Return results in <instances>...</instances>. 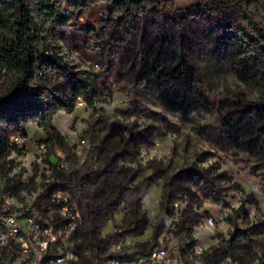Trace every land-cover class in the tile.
<instances>
[{
  "label": "rangeland",
  "instance_id": "rangeland-1",
  "mask_svg": "<svg viewBox=\"0 0 264 264\" xmlns=\"http://www.w3.org/2000/svg\"><path fill=\"white\" fill-rule=\"evenodd\" d=\"M39 1L29 4L43 38L40 50L92 89L84 107L58 110L69 83L47 69L31 83L30 95L15 93L17 109L0 129L10 145L15 131L29 141L0 161V193L20 183L48 216L55 198L77 200L86 228L90 183L102 188L113 173L122 196L100 229L104 259L128 236L138 250L189 243V264H264V43L253 31H264V0H157L136 21L121 24L109 1L98 0L69 10L67 26L41 17ZM155 41L162 44L159 59L192 70L194 96L207 104L201 116L166 109L136 78ZM14 79L0 70V98ZM45 120L61 140L48 135ZM233 122L232 142L225 127ZM60 158L67 159V171L58 168ZM131 195H143L141 232Z\"/></svg>",
  "mask_w": 264,
  "mask_h": 264
},
{
  "label": "trees",
  "instance_id": "trees-1",
  "mask_svg": "<svg viewBox=\"0 0 264 264\" xmlns=\"http://www.w3.org/2000/svg\"><path fill=\"white\" fill-rule=\"evenodd\" d=\"M82 1L58 0V3L63 2L76 8L77 11H83L86 7L81 4ZM92 1L96 2V0ZM108 1L111 16L117 15L119 18L117 22L121 24L127 21H136L138 16L149 10L157 0ZM239 1L257 4L260 0ZM38 9L41 17H45L46 20L55 18L58 25L67 26L68 20L60 15L56 4H51L49 0H40ZM253 31L256 37L264 43V31L257 28ZM42 39L37 20L25 0H2L0 4V70H4L15 78L12 91L4 98H0V122L2 123L9 124L11 118L8 116V111L17 109L15 93L25 90L30 95V85L36 78L37 69L53 70L57 74L64 75L68 80L69 89L66 95L57 99L58 110L71 111L78 96L86 98L91 92L92 87L86 80L70 73L52 58L45 57L39 66L36 65V57L39 54ZM161 45L159 41L154 42L157 49L144 63H141L136 78L143 80L146 87L158 94L161 104L166 109L179 111L185 118L201 116L207 110V104L202 98L194 96L195 79L192 70L178 61L169 65L159 59ZM228 45L236 51L235 42L231 41ZM45 126L48 135L52 132L56 140H61L59 134L50 128L48 120H45ZM235 126L236 123L233 122L228 123L225 127L228 138L232 142L237 137ZM247 142L250 140H244V143ZM15 150L17 147L6 141L4 130L0 129V161ZM83 183L81 180L80 184ZM90 184L93 187L91 195L94 202L87 204L90 207V213L86 216V236L78 248L80 264L91 263L88 253H91V259L95 260L97 264L104 260L102 255L107 246L100 238V229L105 223L107 213L110 212L112 205L122 196L118 178L113 173L103 183L102 188H96L93 182ZM23 189L25 188L20 183L12 186L8 184L2 194L16 195ZM142 199L143 195H131L128 203L133 208V221L136 228L143 229L146 220L145 215L140 211ZM164 201L163 199L162 204Z\"/></svg>",
  "mask_w": 264,
  "mask_h": 264
},
{
  "label": "built area",
  "instance_id": "built-area-1",
  "mask_svg": "<svg viewBox=\"0 0 264 264\" xmlns=\"http://www.w3.org/2000/svg\"><path fill=\"white\" fill-rule=\"evenodd\" d=\"M25 1L30 8L29 0ZM49 1L58 7V0ZM96 2L83 0L81 4L87 7ZM72 9L77 11L66 4L58 10L65 17ZM45 57L51 58L47 50H40L36 65L39 66ZM45 71L43 68L37 69L36 77ZM85 105L84 96H78L74 101L75 108ZM9 141L15 146H24L29 138L15 131ZM37 146L42 151L46 149L44 141H39ZM68 166L67 159L60 158L58 168L67 171ZM35 204L29 200L26 189L11 196L0 193V264H80L78 248L81 238L82 241L85 238L86 228L79 202L55 198L49 208L53 216H48V211L40 210ZM140 231L142 228H137V232ZM165 235L164 232L162 237ZM110 251L111 254L99 264H189L186 257L193 252L189 243L138 250L128 236L118 238Z\"/></svg>",
  "mask_w": 264,
  "mask_h": 264
}]
</instances>
